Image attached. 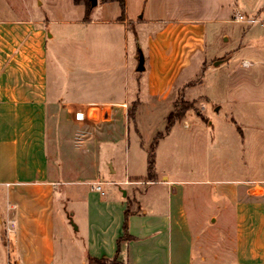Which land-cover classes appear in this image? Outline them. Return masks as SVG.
<instances>
[{"label": "crops", "instance_id": "1", "mask_svg": "<svg viewBox=\"0 0 264 264\" xmlns=\"http://www.w3.org/2000/svg\"><path fill=\"white\" fill-rule=\"evenodd\" d=\"M45 1L42 9L44 0L35 7L26 0H0V188L6 197L5 233L8 238L13 232L20 250L15 262L97 264L91 258L111 259L128 206L132 239L121 244L118 254L124 264H264V151H255V161L253 152L239 165L230 160L224 169L216 162L217 152H206L204 145L196 164L184 135L183 176L195 165L207 175L173 178L156 160L170 131L157 139L155 177L148 180L147 156L157 137L151 133L148 141L138 117L143 105L170 104L167 119L177 83L185 86H178L176 99L182 90L183 99L193 104L197 98L191 90L202 80L191 82L189 68L196 55L206 53L208 27L233 25L241 29L238 45L214 59L222 63L234 56L249 78L259 76L246 87H260L256 101L263 113L258 117L248 111L245 119L264 122V25L234 19L242 14L264 22V0H125L123 13L117 1L97 0L86 20L84 3ZM50 24L77 26L80 33L55 35L47 29ZM130 24L140 36L145 27H154L143 36L149 103L140 99ZM232 32L222 29L221 35L230 40ZM134 101L138 109L131 132L127 110ZM253 106V100L247 102ZM188 112L178 120L183 127L203 124ZM208 127L204 124L205 132ZM114 150L123 154L122 172L117 179L101 180L117 172ZM224 170L235 177L220 179ZM142 181L146 188L138 187ZM222 181L228 186H220ZM93 182H101V189ZM104 184L113 187L106 191ZM63 185L76 188L73 194L81 189L73 198L83 197L86 203L85 231L75 225L78 236L64 239L56 235L53 212L57 188ZM207 223L218 231L213 234L208 227L206 232ZM221 232L229 243L218 241ZM203 234L213 235L215 244L202 242L208 238Z\"/></svg>", "mask_w": 264, "mask_h": 264}, {"label": "rangeland", "instance_id": "2", "mask_svg": "<svg viewBox=\"0 0 264 264\" xmlns=\"http://www.w3.org/2000/svg\"><path fill=\"white\" fill-rule=\"evenodd\" d=\"M6 1L9 0H1V2ZM26 1H29L30 4L35 7L40 1L43 0ZM14 2L20 4V0H14ZM66 2V0H62V4H66ZM83 2L84 1H81V3ZM45 3L46 1L44 0L43 5L41 6L43 7L42 9H44ZM238 27L240 26H237L236 28L233 25H219V27H217L215 30L213 29V27H208L206 34V53L204 56L196 55L193 58V65L191 68H189V74L191 77L190 80L191 82L196 83L201 79L202 84H200L199 82L191 90V95H194L197 100L189 109L188 117L198 116L201 118L203 124L201 123L202 125L197 127V123H193L189 129L183 127V121H178L182 116L176 118L170 130L171 134L167 137V139L161 142L156 152L157 167L167 174H170L173 178L183 179L188 175V178L197 180L200 178H204L206 177L205 175H207L205 170H202L198 168L197 165H195V169L185 172L186 176H183V172L181 170V159L183 140L185 142V139H183L184 135L188 136L187 144L189 145L190 158H193L196 161V164L198 163V160L200 158L199 152L201 151H199V148L204 145H206L207 148L205 149L206 152L210 153L212 149L217 152L216 162L224 169L227 167L230 160H234L235 164L239 165L241 163V158L242 160H245L249 152L255 153L256 150L264 151V122H248L245 119V117L248 115V111H253L254 116L258 115V117H261L263 113L261 112V101H256V99L259 98L256 95H261L262 93L260 91V87L257 89L256 85H253L254 89L251 88V90L247 89L246 87V83H250V80L252 78H258L259 76H253L249 78L250 76L247 75L246 69L240 68L238 66V60H236V57L234 56L231 60L215 64V62L219 59H214V56L227 51L234 45H238L239 31H241V29H239ZM228 28L233 30V32L231 33L230 40H225L224 36L221 35V30H225ZM47 29L49 33L53 32L55 33V35L58 33V31H61L62 35H66L71 32H79V28L77 26H69L63 24H50L47 26ZM72 29L73 31H71ZM129 29H131L130 31H132L134 34V27L132 24L129 25ZM147 29L152 30L154 29V27H145V30ZM144 31L142 32L141 36L139 34H134V38L132 36L133 34H131L135 46L133 69H135L134 72H136V74L140 76V82L142 86L140 99H143L146 103H149L150 98L147 96L146 91L145 71L136 70L138 66V57H135L139 51V47L142 52H144ZM66 48L68 49L69 47L66 46ZM48 49L50 50L49 46ZM229 54L230 53L222 55L223 57H225ZM254 82L259 83V81ZM182 85L185 86V84L177 83L173 88L171 96V100H173V105L171 108L172 111H176L178 110V108H181V106H176L175 99L176 89L178 88V86ZM252 100L254 105L253 108L247 107V102ZM131 105L132 104L129 105L128 110L131 108ZM169 105L170 104L166 106H158L156 108H152L149 105L141 106L138 114L140 122L139 128L142 132L145 133V137L148 138L149 142H151L150 139L152 138H149L151 133L154 134V137H157L158 132L165 133V127L167 125L166 111L169 110ZM136 107V109H138V106ZM187 111L184 114H186ZM231 118L238 121L235 122V126L231 123ZM129 120L131 122V132H134V120H132L131 118H129ZM189 120L191 121V118H189ZM204 124L209 125V132L204 131ZM237 128H239L240 131H243L245 135L244 137L240 135L241 133L238 132L239 130ZM187 130L189 131L187 132ZM255 134L259 139L254 136ZM243 138H245L246 140H244ZM232 143H236L235 148L232 147ZM231 148L233 150V153H231ZM113 152L114 153H112V157L114 158L113 161L116 165L117 172L116 174H111L112 176H109L106 173V176H103L101 180H111L112 178L117 179L122 172L123 154L122 152H119L117 150H114ZM255 159L256 153L253 161H255ZM104 167L106 172L109 169V166L105 165ZM225 172H227V170H224L223 172H221V174H219L220 179L226 180L235 177L231 173L224 174ZM233 173L236 174L235 171H233ZM139 183L140 184H138V187L142 189L148 186L146 182L142 181ZM218 184L223 188L228 186L227 182L225 181L219 182ZM200 186L201 185H198V187ZM69 187L70 186L67 185L58 187L57 190L59 192H57L55 202L53 203V212L56 226L55 231L57 233L56 235H58V237L63 235V239L65 237L72 238L71 236H78L77 231L74 229V225H79V232L85 231V199L83 197H80L75 200L73 197L79 196L82 191L81 189H79L73 194V191L76 188ZM102 187L107 191L109 188L113 187V185L108 186L104 184L102 185ZM1 189L5 191L4 187L0 188V190ZM2 190L0 192V264H17L15 262L17 258L16 255L18 256L20 250L13 239V232L8 233V238L5 233L4 219L6 218V197L5 193H3ZM60 191H63L64 193H66V195L64 194V196L61 197ZM73 211L74 214H72ZM210 224L211 223L205 224V230H207L206 232H208V227H212L214 228V230H211L210 232L215 234L218 230H216V228ZM223 229V231L225 232V228ZM204 234L203 237H206L207 235ZM207 237L208 238H203L205 239V241L202 240V242H211L210 245H214L216 241L213 239L214 236L210 235ZM216 237L218 238V241L220 243H229V240L227 239L229 238V236L223 234V232L219 233V235ZM77 241L80 243V245L83 246L82 240L78 239ZM77 241L74 240L72 242Z\"/></svg>", "mask_w": 264, "mask_h": 264}, {"label": "trees", "instance_id": "3", "mask_svg": "<svg viewBox=\"0 0 264 264\" xmlns=\"http://www.w3.org/2000/svg\"><path fill=\"white\" fill-rule=\"evenodd\" d=\"M81 1H84V5H85V14H84V19H88L89 17V12L91 10V2L90 0H73L74 4H79L81 3ZM104 2H108V1H117L121 7V12H124V8H125V0H102ZM183 92L182 90H178L177 92V99L175 101L176 106H181V108L176 111H171L168 116H167V125L165 127V133L160 132L157 135V138H155L151 144H150V152L147 156V179L148 180H152L155 177L154 174V164H155V159H154V148L157 144V139L160 137H163L164 134L169 133L174 121L176 118L181 117L188 109H190L192 107V103L191 102H187L183 99ZM137 102L134 101L131 105V108L128 110V117L131 118L132 120H134L135 117V113H136V106H137ZM130 215V210L127 206V208L124 211V220H123V224H122V233L121 235L117 238L116 240V255L113 258H91V261H93L94 263L97 264H124L122 261H120L118 259V254L120 252V247L121 244L123 242H126L128 240L132 239V236L128 233V217Z\"/></svg>", "mask_w": 264, "mask_h": 264}, {"label": "built area", "instance_id": "4", "mask_svg": "<svg viewBox=\"0 0 264 264\" xmlns=\"http://www.w3.org/2000/svg\"><path fill=\"white\" fill-rule=\"evenodd\" d=\"M234 19L238 20V21H244V22H247V23H250V24L255 23V22H260L262 25H264V22L261 21V20H258L257 18L245 17L242 14H235ZM244 65H247V64H244ZM92 185L97 190L101 189V182H93Z\"/></svg>", "mask_w": 264, "mask_h": 264}, {"label": "water", "instance_id": "5", "mask_svg": "<svg viewBox=\"0 0 264 264\" xmlns=\"http://www.w3.org/2000/svg\"><path fill=\"white\" fill-rule=\"evenodd\" d=\"M91 2V6H95L97 4V0H90ZM138 66L136 68L137 71H143L145 66H144V56H143V53H142V50L140 49L139 47V51H138ZM221 60H218L215 62V64L219 63ZM74 228H76V226L74 225Z\"/></svg>", "mask_w": 264, "mask_h": 264}]
</instances>
